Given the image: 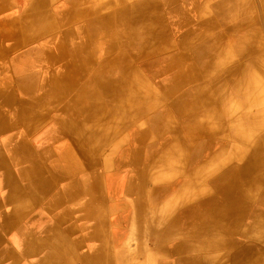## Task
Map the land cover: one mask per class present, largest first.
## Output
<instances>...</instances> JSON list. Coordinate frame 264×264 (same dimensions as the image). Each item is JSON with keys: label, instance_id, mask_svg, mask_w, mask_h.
I'll return each instance as SVG.
<instances>
[{"label": "rangeland", "instance_id": "1", "mask_svg": "<svg viewBox=\"0 0 264 264\" xmlns=\"http://www.w3.org/2000/svg\"><path fill=\"white\" fill-rule=\"evenodd\" d=\"M143 1L19 0L21 6L14 10L17 14L13 16L12 12L4 14L12 7V3L9 0H0V15L4 14L0 17V83L2 82L0 95L9 103V106L6 104L8 107H3L0 103V115L4 118V122L8 123L7 126H0V136L10 131L0 141V155L7 158L4 163L6 169L12 165L11 163L20 165L16 170L22 186L27 184L30 187L29 185L33 184L35 189L46 187L39 190L41 193L45 191L49 194L56 181L64 179L44 181L47 184L43 185L41 179L48 175L46 171L29 174L25 172L29 164L41 159V153H55L52 150L56 147L57 140L48 143L47 134L50 130L46 126L67 120V117L60 116L59 110L67 106L70 96H67L69 98L64 100V103L56 105L50 102L52 100L47 101L49 104L43 111L44 117L40 123L29 125L30 129L24 135L30 153L28 156H17V159H14V154L9 151L10 144L7 143L12 133L21 130L20 135L25 131V124L19 120L17 111L21 104L36 96L31 91H27L26 79H32L33 83L37 84L38 77L48 71L45 45L51 44L54 36L65 47L75 44L80 40V30L92 32L97 25L95 19L117 16L129 5L132 4L130 7H133L142 4ZM202 1L205 2V0H154L152 3L157 4L151 7L149 5L145 12L136 11L138 15L134 18L131 29L139 31L149 26L150 30L157 31L158 39L152 43L153 45L143 44L147 43L143 41L144 34L136 32L141 43H132L126 49L119 48L115 51L126 54L129 72L124 74L132 78L135 88L137 87L143 97L144 95L154 97L157 103L143 112L140 118L128 123L113 140L99 145L93 157L94 171L89 170V172L97 175V168L102 171L104 183L108 182L104 184V197L108 198L109 202L112 198L109 182L115 178H119L120 182L117 195L118 210L109 214L108 209L106 211L104 209L101 220L111 229L126 226L123 231L118 227L119 242L112 251L106 247V236H103V256L111 258L110 263L106 264H220L218 256L228 258L235 251H243V248H261L260 237L253 233L258 232V225L264 228V202H262L264 201V169L258 174V178L245 187L242 195L236 196L239 198L238 207L226 224L213 222L216 214L224 210L222 208L216 209L215 212L207 210L195 212L203 199L215 194L214 183L218 180V176L227 172L232 163L238 162L234 159L242 148L246 149V154L249 153L250 145L248 148L243 142L236 141L233 144L232 140L220 144L221 138L213 133L204 136L197 134L186 144L170 142V127L183 129L188 119L197 118L207 112L211 106L216 108L222 105L224 102L221 97L225 95V88H231L230 92L227 90L230 99L233 100L237 96L240 98L245 90L241 81V69L246 70L250 61L264 56V53L253 48L243 56L233 55V60H230L225 58L222 50L232 45L243 44L244 37L250 30H255L258 35V40H252L251 45L259 42L264 46V0H247L249 3H237L243 0H209L206 3ZM99 3L105 6L101 8ZM201 4L205 8L204 12L197 9ZM154 9L157 13H154ZM39 12H42L44 17H50L51 14L59 15L58 12L65 16L61 17V23L56 25V28L52 26L50 29L37 31L30 28L28 22L30 18L35 20ZM76 14H80L81 17L73 19L70 23L68 18ZM241 16L247 20V23H241ZM71 34H76L78 37L69 38ZM21 46L33 47L25 53L31 56L32 61H36L34 69L27 74L16 72L14 69V66L26 57L25 54L22 59L16 61L6 55ZM180 56L185 60L180 61ZM173 59H176L177 64L173 63ZM187 64L190 66L185 67ZM9 65L10 72L6 70ZM180 70H182L180 74L175 76L174 74ZM90 73L84 77L85 81L90 77ZM202 91H205L207 101L210 103L198 105L190 113L183 111L182 108L187 103L194 102ZM17 92L19 97H23L22 99L17 96ZM58 95L57 97H64ZM230 111L224 119L240 117L239 119L246 120L257 117L259 121V117L264 116V108L254 107L253 104L251 110L242 111L241 116L239 111H234L233 108ZM11 114L13 118L9 117ZM40 126L45 127L44 131L35 134V128ZM242 126L240 128L247 129L251 134L245 125ZM233 128L228 127L222 134L226 132L224 135L230 133L237 137ZM259 130L254 131L251 138L257 136ZM142 132L147 133L149 138L139 151L140 157L148 155L149 161L139 160L133 166L123 163L126 148L133 140L131 134L140 135ZM165 132L168 134L161 136ZM16 136L15 134L13 138ZM65 137L67 135L62 134L58 140L64 142ZM16 139L18 141L19 137ZM171 143L176 149L165 158V147L170 146ZM207 156H210V159L206 161ZM229 157L233 159L227 161ZM224 159L227 162L213 171V168ZM210 162L215 163V166L210 168ZM196 167H199V173L196 175L200 179L199 188L198 190L194 188L192 194L184 197L181 185L184 184L185 187L190 185L189 171ZM207 167L210 168L209 171ZM89 172L87 169H79L75 172V177L81 174L86 176ZM179 175L182 176L181 180L176 178L170 184L164 185L166 181ZM202 177H206L204 183L209 189L201 183ZM94 181L98 184L99 180L94 179ZM21 190L31 191L24 188ZM202 191L205 193L199 194ZM168 192V197H162ZM127 198L130 199L128 205ZM137 200H140L143 206L141 217L145 222L151 223V229L144 228L142 232L135 231L137 230L136 211L133 206L130 207V203ZM252 218L258 220L254 222ZM100 223L96 226L100 227ZM153 223L155 228H152ZM5 253L8 255L7 250L2 246L0 236V263L7 257ZM210 254L217 257L211 258Z\"/></svg>", "mask_w": 264, "mask_h": 264}, {"label": "bare ground", "instance_id": "2", "mask_svg": "<svg viewBox=\"0 0 264 264\" xmlns=\"http://www.w3.org/2000/svg\"><path fill=\"white\" fill-rule=\"evenodd\" d=\"M207 1L209 0L202 2L206 3ZM152 2H154V0H144L142 4L140 3L133 7H130L132 4L129 5L117 16H104L95 19L97 25L94 26L92 32H89V34L88 32H84V30H80V40L75 44L72 43L65 47L61 45L56 36H54L52 38V43L45 45L44 48L47 53L46 66L48 71L38 77L37 84H34L32 79H26L28 82L26 83L27 91H31V93L36 94V96L21 104V107H18L19 109L17 111L19 120L25 124V131L20 135L19 131L12 133L11 139L7 142L10 144L9 151L11 154H14V159H17V156L26 157L30 154L25 144L24 135L29 131L30 124L40 123V120L44 117L43 111L46 110L45 108L49 104L47 101L52 100L50 102L56 105L64 103L63 101L69 98L67 96H70L71 99L66 107H62L63 109L61 111L59 110L60 116L67 117V120L52 123V126H46L50 130L47 134L48 143H50L51 140H57V143H55L57 145L55 148L53 147L54 149L52 150V152L55 151V153H41V159H38L34 164H29L25 174L46 171L48 175L44 179H41L43 181L52 182L56 179L69 178L70 181L73 182L76 178L75 172L77 170L87 169V172H89V170L90 172L94 171L93 157L97 151V147L113 140L118 132L126 127L128 123L140 118L143 112L157 103L154 97L145 95L143 97L141 92L136 89L137 87L135 88V85H133L134 82L132 83V78L124 74L125 72H129L126 54L115 52L119 48L126 49L130 47L132 43L140 42L137 33L144 34L145 39L143 41L147 43L143 44L153 45L152 43L158 39L157 31L150 30L148 28L149 26L139 31L131 29L132 22L134 18L137 17L136 15H138L136 11L141 10V13H143L149 5L151 7L157 4ZM237 3H249V1L243 0ZM99 6L103 8L105 5L99 3ZM197 9L202 12L205 10L202 4L200 7L197 6ZM154 13H157L156 9H154ZM58 14L59 15L51 14L50 17H44L43 13L39 12L35 20H31L30 18L28 23L30 28L36 29L37 31L46 28L50 29L52 26V28H56V25L61 23V17L65 16L59 12ZM78 17H81V15L76 14L69 17V22ZM241 23H247V20L243 19V16H241ZM69 36V38L72 39L78 37L76 34H71ZM254 39L258 40L257 32L255 30H250L248 35L244 37L243 44H238L236 46L232 45L222 49L225 58L233 60V55L241 54V56H243L246 52L253 50V48L258 49V52L264 53V46L259 42L251 45V41ZM25 56V58L14 66L16 72L27 74L31 69H34L33 66H35L36 61H32L29 54H25ZM179 60L185 59L183 56H180ZM173 63L177 64L176 59H173ZM186 66L190 65L187 64L185 67ZM182 70L177 71L174 75L178 76ZM87 73H90V77L85 81L84 77ZM240 73H242L241 81L245 90L239 101H242L241 103L243 107H245V111L251 110L252 104L254 107L264 108V87L262 88L264 85V56H259L250 61L249 67L246 70L241 69ZM201 93H199V96L196 97L194 102L187 103L182 110L189 111L188 113H190L194 107L210 103L207 101L205 91ZM58 94L64 95V97H57ZM221 99L222 102H224L222 105L216 108L211 106L207 112L197 116V118L188 119L183 129H177L174 126L169 129L171 130L170 142L174 141L180 144H186V142H189L197 134L204 136V134L213 133L217 135L218 138H221L219 141L220 144L225 142L228 143L229 140H232L233 144L236 141L243 142L245 147L250 145L249 153L246 154V149L242 148V151H240L234 159L238 162L232 163L227 172L220 175V177L218 176V180L214 183L215 194L203 199L200 202V206H197L195 209V212L200 210L215 212L216 209L222 208L224 210L216 214L213 222L226 224L230 215L236 210V207H238L239 198H236V196L239 197L242 195V192L246 189L245 187L249 186L253 180L258 178L259 173L263 172L264 116L259 117V121L257 117H245L246 120L244 118L239 119L240 117H229V120L223 122L221 118V116H223L222 111L226 109L224 108V95ZM0 103L3 107L9 106V103L2 95H0ZM242 121L246 122V124H244L246 125L245 128L247 127L251 134L260 129L259 134L251 138L252 136L247 132V129L243 130V128H238L239 124L235 125L238 122H240L241 125ZM7 124L6 121L4 122L2 115H0V126L4 127L7 126ZM54 127H56L55 130L52 129ZM228 127H234L233 129L235 131L233 130V132L236 134L237 131V137L230 133L224 135L226 132L220 135V132L226 131ZM15 134L17 135L16 137H19L18 141L16 137L13 138ZM62 134L67 135L64 142H60L61 139L58 140ZM131 135L133 140L128 148H126L123 163L126 162L127 165L133 166L139 162V160L148 162L149 156L145 155V157H140L139 151H141L149 135L144 132L140 135H136L135 133ZM172 144L173 143L165 147V158L171 155L174 149H176L174 146L172 147ZM181 149H183L182 146ZM209 159L210 156H207L206 161ZM225 159L217 166H215V163L210 162V168L215 166L213 168V171H215L219 169L222 164L233 158L229 157L227 161H225ZM5 160L7 161V158L0 155V167L2 166L4 169H6L4 164ZM210 168L207 167V170L209 171ZM2 171V182L3 180L5 182L9 175V171L3 169ZM90 172L86 174V178H89L90 182L88 189L79 187L71 182L69 185L70 197H72V194L90 192L91 189L93 190L98 186L94 181V179L98 180L97 175ZM192 173L196 176L199 173V167L189 171L190 176ZM50 184L51 183H49V185ZM44 188L46 187L39 189ZM22 192L24 191H18L19 194ZM112 193L114 194V192ZM203 193H205V191L199 194ZM8 195L9 198L7 200L11 201L10 199H12L11 196L13 195ZM131 206H133L136 211L135 225L137 230L135 231L142 232L144 228L151 229V223L148 221L145 222V219L141 217L143 214L142 202L140 200L131 202L130 207ZM252 220L256 222L258 219L252 218ZM152 228H155L154 223L152 224ZM257 230L258 232H254L253 234L260 237L259 240L262 243L260 249L243 248V251H235L228 256V258L219 256L217 257L219 263L264 264V228L258 225Z\"/></svg>", "mask_w": 264, "mask_h": 264}, {"label": "crops", "instance_id": "3", "mask_svg": "<svg viewBox=\"0 0 264 264\" xmlns=\"http://www.w3.org/2000/svg\"><path fill=\"white\" fill-rule=\"evenodd\" d=\"M9 1L12 3V7L7 9L4 14L12 12V15L14 16V14H17L14 10L19 8L21 4L19 3V0ZM4 14H1L0 17H3ZM31 48L33 47L21 46L6 55L9 58L12 57L11 59H15L16 61L22 59L23 54ZM7 69L8 72H10L11 66H7L6 70ZM35 73L37 74V72ZM0 85H2V82ZM227 90L230 92L231 88L228 87L224 90V108L226 109L222 111L223 116H221V118L223 122L230 119H224L226 118V114H230V109L233 108L234 111L239 110V116H241L242 111H245V107H243V104L241 103L242 101H239L240 98L237 94L235 95L237 97L232 100L230 99ZM237 92L239 93L238 90ZM18 94L19 92H17V96ZM19 98L22 99L23 97L21 96ZM9 117L13 118V115L11 114ZM238 124V128H240L242 124L244 125L246 122L242 121L241 125L240 122H238L235 125ZM44 128L45 127L43 126L35 128V134L41 133L44 131ZM9 132L10 131H6L5 133H2L4 135L0 136V141L3 140L5 134H8ZM19 132H21V130ZM222 133L223 131L220 132V134ZM167 134L168 133L165 132V134H161V136ZM11 164L12 165L7 167L8 169H4L2 166L0 167V232L2 233L0 236L2 237V246L8 253V255L5 253L7 257L0 264L110 263L111 258L106 255L103 256V236H106V247L108 250L112 251L119 242L117 238V230L120 228V230L123 231L126 226H117L116 228L111 229V227L102 222L101 219L103 212H105L106 209H108L109 214L115 213L114 211L118 210L119 200L117 199V195L119 194V178H115L112 182H109L110 190L116 194L114 195L112 193L110 202L108 201V198L104 197V184H107L108 182L105 181L104 183L102 171H99L98 168L96 170L99 180L98 186L93 190L91 189L90 192L72 194V197H70L69 185L72 182L70 179L66 178L56 181L49 194L45 191L41 193L39 189H35L33 184L29 185L30 187H28L27 184L22 186L20 177H18L19 173L16 170L20 165L15 163ZM2 169L9 171V175L5 182L4 180L2 182ZM86 177L87 176H84V174H81L76 177L72 183L88 189L90 182L89 178ZM190 177L191 183L188 187H185L184 184L181 185L184 197L192 194L194 188L195 190H198L199 188V176L191 174ZM176 178H180L181 180L182 176L179 175L174 177V179L166 181L164 185L170 184L173 180H176ZM205 179L206 177L201 178V183L204 185L206 183ZM46 184L47 182L43 181V185ZM205 186L208 188V185ZM23 188L31 191L19 194L18 191ZM8 194L13 195L11 196V201L7 200L9 198ZM165 196L168 197L169 192L162 197ZM128 198L126 199L127 205L130 200ZM128 208L129 207H127V209ZM97 222L100 223V227L96 226V224H98ZM17 237H20V239H17ZM211 254L209 255L211 258L217 257L212 256ZM155 258L157 257H154V259Z\"/></svg>", "mask_w": 264, "mask_h": 264}]
</instances>
